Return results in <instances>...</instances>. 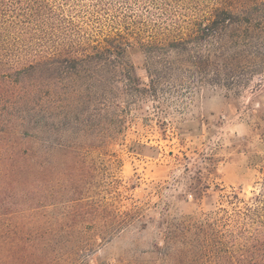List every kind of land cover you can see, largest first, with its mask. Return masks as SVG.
I'll return each mask as SVG.
<instances>
[{
  "label": "rangeland",
  "instance_id": "1",
  "mask_svg": "<svg viewBox=\"0 0 264 264\" xmlns=\"http://www.w3.org/2000/svg\"><path fill=\"white\" fill-rule=\"evenodd\" d=\"M46 1L57 17V43L86 47L121 36L130 43L137 77L147 84L141 43L189 16L208 17L222 3L239 0ZM263 92L238 97L204 89L179 125L170 118L162 125L149 102L148 112L130 116L116 141L56 158L67 167L37 175L56 184L20 194L22 223L41 229L68 213L73 234L91 244L75 264H182L181 252L193 247L198 264H229L231 254L255 250L264 231ZM185 241L194 246H182ZM154 246L160 253H150Z\"/></svg>",
  "mask_w": 264,
  "mask_h": 264
},
{
  "label": "trees",
  "instance_id": "2",
  "mask_svg": "<svg viewBox=\"0 0 264 264\" xmlns=\"http://www.w3.org/2000/svg\"><path fill=\"white\" fill-rule=\"evenodd\" d=\"M232 2L141 43L148 79L142 84L123 37L62 45L54 40L57 17L46 0H0V264H75L91 246L73 234L68 213L41 229L22 223L20 194L38 184L51 190L56 183L35 177L67 167L56 158L102 150L121 137L130 116L148 112L149 102L162 125L168 118L179 125L204 89L238 97L263 91L264 1ZM259 105L264 122V103ZM255 244L241 257L231 254L229 264H264V231ZM160 251L154 246L150 253ZM180 256L182 264L201 259L195 247Z\"/></svg>",
  "mask_w": 264,
  "mask_h": 264
}]
</instances>
